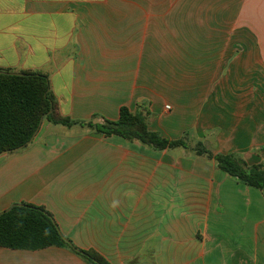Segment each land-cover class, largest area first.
I'll return each mask as SVG.
<instances>
[{
	"label": "crops",
	"instance_id": "obj_1",
	"mask_svg": "<svg viewBox=\"0 0 264 264\" xmlns=\"http://www.w3.org/2000/svg\"><path fill=\"white\" fill-rule=\"evenodd\" d=\"M263 26L264 0H0V69L46 75L72 120L146 107L151 131L264 166ZM22 202L110 264H264V190L183 148L44 118L0 155V213ZM0 264L89 263L53 246Z\"/></svg>",
	"mask_w": 264,
	"mask_h": 264
},
{
	"label": "trees",
	"instance_id": "obj_2",
	"mask_svg": "<svg viewBox=\"0 0 264 264\" xmlns=\"http://www.w3.org/2000/svg\"><path fill=\"white\" fill-rule=\"evenodd\" d=\"M0 72V155L27 146L46 118L53 125L68 128L86 127L105 137L119 136L128 142H139L154 150L190 146L186 137L170 140L149 129L150 111L146 107L131 111L120 108L118 120L105 119L102 123L76 121L63 116L54 96L49 91L46 75L11 70ZM197 156L207 157L229 177L258 190H264V166H249L242 158L231 154H213L202 143L193 148ZM68 247L89 264H110L94 250L76 248L60 232L52 215L41 206L22 202L14 204L0 216V247L13 250H41L48 247Z\"/></svg>",
	"mask_w": 264,
	"mask_h": 264
},
{
	"label": "rangeland",
	"instance_id": "obj_3",
	"mask_svg": "<svg viewBox=\"0 0 264 264\" xmlns=\"http://www.w3.org/2000/svg\"><path fill=\"white\" fill-rule=\"evenodd\" d=\"M258 27L259 26H255V29H256V38L258 37ZM264 27V26H263ZM188 142V144H189V146H190V148L189 149H185V151L186 152H191V154L192 155H194V156H196L197 157V155L194 153V151H193V148L196 146V145H198V144H200V143H197V144H195V145H193V144H190V142L189 141H187ZM204 147H205V145L204 144H202ZM205 148H207V147H205ZM208 149V148H207ZM210 152H212L213 154H216L215 153V151L213 150H210V149H208ZM198 157H200L201 158V160H203V161H205V162H207V163H209L210 165H215V162L212 160V159H209V158H207V157H201V156H198ZM216 166V165H215Z\"/></svg>",
	"mask_w": 264,
	"mask_h": 264
},
{
	"label": "water",
	"instance_id": "obj_4",
	"mask_svg": "<svg viewBox=\"0 0 264 264\" xmlns=\"http://www.w3.org/2000/svg\"><path fill=\"white\" fill-rule=\"evenodd\" d=\"M1 73H6V72H4V71H0ZM12 74H14V75H21L20 73H17V72H13ZM11 208V207H10ZM10 208L9 209H7L6 211H9L10 210ZM6 211H4V212H1L0 213V216L3 214V213H5Z\"/></svg>",
	"mask_w": 264,
	"mask_h": 264
}]
</instances>
